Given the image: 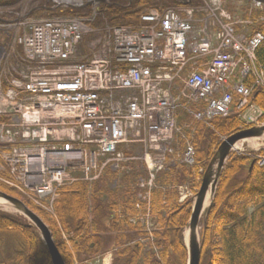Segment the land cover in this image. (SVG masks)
Returning <instances> with one entry per match:
<instances>
[{
  "label": "built area",
  "instance_id": "obj_1",
  "mask_svg": "<svg viewBox=\"0 0 264 264\" xmlns=\"http://www.w3.org/2000/svg\"><path fill=\"white\" fill-rule=\"evenodd\" d=\"M184 13L182 17L174 9H152L142 16L148 26L140 32L128 28L129 37L116 45L115 53L109 50L62 70L44 69L34 73L28 83L14 81L12 98L5 103L26 117L18 126L23 142L28 139L33 146L14 150L12 162L7 161L15 167L13 171L17 164L23 165L24 179L34 176L38 181L35 189L47 195L66 185L67 170L82 168L83 162L90 168L83 169L89 181L93 180L90 173L100 174L103 158H108V164L121 162L117 153L121 144L148 141L160 151L175 126L177 104L171 87L177 81L184 85V99L206 104L203 112L194 114L198 119L227 115L234 93L241 97V109L256 89L264 90V64L255 54L264 42L262 33L250 38L238 36L231 18L222 11L220 30L207 35L205 29L195 30L191 11ZM158 23H163L165 32H156ZM62 25L66 28L47 25L50 29L43 36L51 44L47 48L42 44L46 54L36 56L39 60L52 64L73 58L81 36L74 32L77 27L69 28L67 34V27L74 25ZM131 49L137 60L128 58ZM192 63L194 67L184 79L182 73ZM238 67L242 80L234 83L232 76ZM131 74L136 82L130 79ZM249 76L253 78L251 85L245 83ZM71 152L76 153L72 158L60 160ZM192 154L190 148L186 156Z\"/></svg>",
  "mask_w": 264,
  "mask_h": 264
},
{
  "label": "rangeland",
  "instance_id": "obj_2",
  "mask_svg": "<svg viewBox=\"0 0 264 264\" xmlns=\"http://www.w3.org/2000/svg\"><path fill=\"white\" fill-rule=\"evenodd\" d=\"M116 1L119 4H117ZM116 1L97 0L99 4H96L94 0H0V183L14 188L22 194L20 186L31 192L29 186L33 189L35 184L38 182L36 179L33 180L34 177L27 178L24 181V177H26V175L25 172H23V165L17 164L16 170L13 171L15 167L7 164V161L12 162L11 158L14 154V149L16 148L14 141L20 140L19 134L22 128L19 127L18 124H21L26 118L20 115V113L14 111L13 107H9V102L3 103L6 99L12 98V92L15 90L13 82L20 80L19 82L28 83L34 73H38L44 69L62 70L66 69L68 64H72V66H75V64L82 65V63L91 61L94 57L109 50H111L112 54L115 53L116 45L122 43L123 39L126 37H129L130 30L135 31L131 29V26H125L126 22L123 23L124 19H126L124 16L125 14L123 13L124 10L130 9V2L128 3L130 0ZM160 1L162 0H157V3ZM170 1L172 0H167L164 3L157 5L159 8H163V10L174 9L178 11L182 17L185 16L184 10L191 11L192 15H194L193 24L196 26L195 30L205 29L209 34L219 31L218 21L222 22V18L219 13L224 10H226L235 20H238L243 16H247L245 15L247 13L254 12L264 21V6L260 9L255 6L257 4L256 2H252L250 0H221L217 3V6L213 0H186L188 3L187 7L180 6L179 0ZM110 7L114 8L113 10L118 13L109 15L108 11L111 10ZM52 21H56V23L64 25L66 23L70 24V26L74 25L73 27H67V34L70 32L69 28L77 27V30L74 32L75 34L77 32V35L81 36L79 38L80 41L75 44L74 56L70 62L62 63L61 61H55L51 64L48 61L39 60L41 58L36 57L37 53L33 54L32 52H29L30 49L28 47H31V42L27 41L32 40V33H34L35 36L40 35V38L44 37L42 30L47 34L50 29L47 25H51L53 23ZM124 28H126V32H123ZM128 28L130 30H128ZM31 29L32 32H30ZM37 30H39V32ZM244 33L247 34L248 31L245 30ZM43 62H45L46 65H43ZM193 67L194 64L192 63L190 65V69L188 70V74L191 73V69ZM233 74L234 76L237 75L238 70H236ZM171 89L177 104V108L173 115L176 123L172 139L160 145V152L156 151V149L152 147L148 141L120 146L119 151L122 161L108 164V158H103L100 162V174L94 176L93 172L89 175L91 180L93 178L92 181L87 180V175L83 172V169L90 170L85 162L82 163V168L67 170L66 173L67 176H69V180L65 181L66 185L72 186L77 184H86V186L89 187L88 195L86 194V200L84 199L82 202V198L80 196L78 197V194L75 198H71L70 194L68 196L64 194V196H61L59 191H57L53 196L45 195L43 198L39 199L35 195L40 197L42 194L34 191L30 194L35 196V206L43 210L44 215L45 213L50 215L49 218L54 220V222L57 223V227L61 229L63 228V221H61V216H59L60 218L57 216L58 210L61 211V215L63 216H65L63 210H68L69 212L74 211L75 213L80 211V213H82L84 212L86 205L89 206L91 204L90 212H93L96 205L98 206L99 203L106 205L108 201L110 202L112 194H115L114 201L119 202L121 201V198L117 194L121 195L127 188H129L127 185H124V181L127 177H130V172H135V174L137 172V180H132V182L136 181L134 186L138 190L137 198L135 199V202H133L134 211L132 213H128V217L125 219H127L128 222L130 221V223H132L136 228H139L136 233H141L142 235H147L148 237L135 236L131 234L127 244L130 245V247L138 246V244L141 245V243L146 244L148 241H151L153 237L155 240V234L162 231L160 224L157 223V218H154L153 216L151 208L153 192L162 188V186L158 183V176L173 169L177 170L180 166L185 168L187 166V169H191V171L195 174L194 181L196 183L198 182L197 187L195 188L193 184H179L177 189L179 202L181 204L186 203L185 205L189 203V211L192 213V203L195 198L194 192L198 189V185H201L203 173L208 167H204L202 162L197 161L196 146L194 141L196 139V135L199 133L198 128L200 124L202 122H208V120L205 121L190 118L187 121H184L186 116L190 115L191 117L194 111L201 109L202 107L195 102H183L185 99L181 96L184 91V86L181 82L175 83ZM262 109L264 110V108ZM257 117L258 115L254 111H246L240 116V120L242 122L241 124L247 126V123H250L252 118L255 119ZM19 120L21 122H18ZM260 120L264 122L262 118ZM231 135L232 134H222L220 136L219 146L215 153L223 141ZM66 141L67 140L65 139V142ZM184 145H186V148H184ZM259 147H264L263 140L260 142L255 141L254 144L251 142L239 143L238 148H236L232 154H244L245 152L248 154L250 151L259 150ZM190 148L194 149V155L192 154V157L191 155L186 156ZM74 154L76 153L71 152L68 155L60 156V160H65L67 157L72 158ZM261 155L263 156V154ZM252 158L258 160L260 156L253 155ZM27 161L29 162V159ZM94 177L96 178L94 179ZM104 179L109 181V187H107V190L111 192L110 194H106V186L105 188H102L104 185L99 182ZM98 183L100 184L102 190H106L99 195L94 191L95 187L98 186ZM218 186L214 193V198ZM0 191L4 192L2 190ZM88 197L92 201L89 202ZM24 198H26V201H31V199L26 196ZM83 205L85 206L82 207ZM30 209L35 212L49 227L42 215L37 212V209L32 207H30ZM0 212L18 217L20 219L19 221L27 223L28 225L31 224L25 216L17 212L11 205H7L5 208L1 207ZM191 213L186 228L183 230V241L185 233H187L189 228ZM205 214L202 216L201 223L198 227L201 256L203 248L202 231L204 227L202 221ZM118 215L123 217V213L118 212ZM77 218L75 228L80 230L82 228V220L81 218ZM103 219L104 223L110 225V222L108 221L109 219L106 215ZM49 229L53 235L54 233L52 232V229L50 227ZM35 231L42 240L40 232L37 229H35ZM132 233H134V231ZM5 237L6 236L3 235L1 239L6 240ZM62 237H64V239L68 242L66 239V233H64ZM19 238L22 241L21 238L24 237L19 235ZM216 239L220 241V237L217 236ZM68 245L72 248L70 242H68ZM184 245L186 247V243ZM101 246L103 248H99L100 252H98L99 250H96L95 244H90L89 250L92 252L87 264H117L119 260H114L117 255V250L114 248L111 249V246H106V248L103 245H100V247ZM220 250L221 249L217 247L214 249L218 258L221 255L220 253H222V250L221 252ZM186 252L188 264L189 257L187 247ZM245 258L246 256L243 255L241 259L243 260ZM249 258L253 261L255 259L252 254ZM234 260V264H240V261L236 260V257ZM40 263L44 264V262ZM222 264H225V262ZM251 264H260V261H254L251 262Z\"/></svg>",
  "mask_w": 264,
  "mask_h": 264
},
{
  "label": "trees",
  "instance_id": "obj_3",
  "mask_svg": "<svg viewBox=\"0 0 264 264\" xmlns=\"http://www.w3.org/2000/svg\"><path fill=\"white\" fill-rule=\"evenodd\" d=\"M166 1L162 0L159 3H157V0L128 1V3L130 2V9L124 10L123 14H125L126 19L123 23L126 22L125 26H130V22L137 21L141 15L152 9L163 10L157 4ZM110 9L108 11L109 15L118 13L113 10L114 8L110 7ZM254 14L253 17L258 21L260 17ZM254 29L264 33V21H258ZM256 54L260 63L264 64V43ZM248 82L252 84L253 78H249ZM234 100L233 110L228 116L215 117L211 121L202 122L198 128L199 133L196 135L194 144L196 146L197 161L202 162L204 167L208 166L212 160L222 134L230 135L238 132L241 128L247 127L241 124L242 111L237 108L238 97H235ZM251 101L264 108V90L256 89ZM190 118L194 119L195 117L194 115L191 117L190 115L186 116L184 121ZM184 148H186V145H184ZM260 154L264 155V150ZM253 161L252 157L238 153L232 154L228 160L212 206L208 209L202 221L204 227L202 231L201 264H222L223 262L234 264L235 257L236 260L240 261V264H251L254 261H260V264H264V166L255 163L253 169L250 170ZM177 170L173 169L160 174L158 183L162 188L152 194V213L154 218H157V223L160 224L162 231L155 234V240L154 237L153 239L150 238L149 245L140 242L141 245L138 244L134 247L127 244L131 234L148 237L136 233L139 228H136L130 221L128 222L125 219L128 217V213L134 211L133 202L137 198L138 190L134 186L136 181L132 182V180H137V172L136 174L130 172V177H127L124 181V185L129 188L121 195L117 194L121 198L119 202L114 201L115 194H112L110 202L108 201L106 205L99 203L96 208L94 207L93 212H90L91 204L86 205L82 213L62 209L65 213V216H63L61 211L58 210L57 216H61V221H63V228L61 229L57 227L54 220L49 218L50 215L47 213L44 215L43 210L37 208L31 201H26L25 196L14 188L0 183V190L21 199L29 207L38 210L37 212L42 215L52 229L56 245L68 264H87L92 252L89 250L90 244H95L96 250L103 248L100 245L105 248L111 246V249H116L117 255L114 260H119L117 264H187V252L182 234L191 212L188 207L189 203L185 205L186 203L181 204L179 202L177 186L179 184H193L196 188L198 182L194 181L195 174L191 169H187V166L186 168L180 166ZM99 182L104 185L102 188L106 186L107 190L109 181L104 179ZM88 188L86 184H77L64 187L59 190V193L61 196L70 194L71 198H75L78 194L83 202L84 199H87ZM102 188L98 183V186L95 187L96 190L93 189L99 195L106 191ZM110 193L107 190L106 194ZM90 201L92 200L89 198ZM118 212L123 213V217H120L121 215L119 216ZM105 215L109 219L110 225L104 223L103 218ZM76 218H81L82 230L75 228ZM19 220L18 217L0 212V264H41L40 262L52 264L48 249L35 231L36 228ZM133 231L134 233H132ZM61 233L62 235L66 233V239L70 242L72 248H70ZM3 235L6 236V240L1 239ZM19 235L24 237L21 238L22 241ZM217 236L220 237V241L216 239ZM216 247L222 250L219 258L214 251ZM251 254L256 260L253 261L249 258ZM243 255L246 258L242 260Z\"/></svg>",
  "mask_w": 264,
  "mask_h": 264
},
{
  "label": "water",
  "instance_id": "obj_4",
  "mask_svg": "<svg viewBox=\"0 0 264 264\" xmlns=\"http://www.w3.org/2000/svg\"><path fill=\"white\" fill-rule=\"evenodd\" d=\"M264 136V126L254 127L248 130L240 131L228 137L220 145L214 158L209 164L202 180L201 190L198 192L196 202L192 210V215L189 223V236L186 246L188 249V264H200L201 262V246L198 238V227L202 215L211 207L213 203L214 193L222 175L226 162L234 149L235 145L243 140L260 138ZM213 195L211 202L207 204L208 192ZM0 199L8 202L18 212L26 216L32 224L39 230L43 241L45 242L52 264H66L55 241L49 227L44 221L24 202L18 198L12 197L0 191Z\"/></svg>",
  "mask_w": 264,
  "mask_h": 264
},
{
  "label": "bare ground",
  "instance_id": "obj_5",
  "mask_svg": "<svg viewBox=\"0 0 264 264\" xmlns=\"http://www.w3.org/2000/svg\"><path fill=\"white\" fill-rule=\"evenodd\" d=\"M98 1H99V0H98ZM94 2H95L96 4H99V3L97 2V0H94ZM95 6H96V5H95ZM93 7H94V6H93ZM94 8H95V7H94ZM142 16H143V15H141L137 21L130 22V26L132 27L131 29L140 32V31L144 30V29L146 28V26H148L147 21H145V20H144V17H142ZM52 22H53V23L50 25L51 28H54V24H58V27H61L62 29L66 28V27H64L62 24H60V23H56V21H52ZM69 25H70V24H69ZM37 28H39V27H37ZM155 30H156V32H158V33H163V32L166 31L165 28H164L163 23H158V24H156V25H155ZM37 31L39 32V30H37ZM30 32H32V29L30 30ZM42 32L44 33L43 30H42ZM65 34H66V33H65V30H64V32L62 33L61 36L63 37V36H65ZM37 36H38V37H37ZM37 36H35V34L32 33V40H31V41H30V40L27 41V42H31V47H30V46L28 47L27 44H26V46L30 49L29 52L37 53V56H38V57H43V56L46 54V51L41 50L42 44H44V47L47 48V47L51 44V42H50V39L47 38V37H41V38H40V35H37ZM62 44H63V40H60V41H59V45L61 46ZM64 47H65V46H63V48H64ZM50 49H51V48H49V50H50ZM40 51H44V52H40ZM128 58H130V60H137V59H138L137 56H136V54L134 53V51H133L132 49H131L130 51H128ZM138 72H139V71H138ZM182 74H183V75H182L183 78L185 79L186 76H187V74H188V69L184 70ZM140 76H141V78H144V76H143L142 74H140ZM130 79L133 80L134 82H136L135 79H134V74H131V75H130ZM3 103H5V102H3ZM174 123H176L175 120H174ZM200 190H201V186H198V189L194 192V196H195V198H194L193 203H192L193 207H194L195 202H196L197 194H198V192H200ZM212 197H213V195L211 194V191H209V192H208L207 204H209V202H211ZM7 205L10 206L7 202H5L4 200L0 199V208H1V207H2V208H5V207H7ZM191 215H192V213H191ZM190 219H191V218H190ZM188 236H189V228H188V230H187V233H185V236H184V244L188 241Z\"/></svg>",
  "mask_w": 264,
  "mask_h": 264
}]
</instances>
